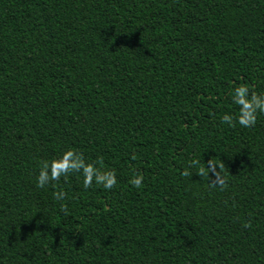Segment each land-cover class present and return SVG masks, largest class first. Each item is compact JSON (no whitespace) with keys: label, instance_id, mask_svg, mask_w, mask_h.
<instances>
[{"label":"trees","instance_id":"trees-1","mask_svg":"<svg viewBox=\"0 0 264 264\" xmlns=\"http://www.w3.org/2000/svg\"><path fill=\"white\" fill-rule=\"evenodd\" d=\"M240 84L264 92V0H0V264H264ZM53 162L83 167L36 187Z\"/></svg>","mask_w":264,"mask_h":264},{"label":"clouds","instance_id":"clouds-1","mask_svg":"<svg viewBox=\"0 0 264 264\" xmlns=\"http://www.w3.org/2000/svg\"><path fill=\"white\" fill-rule=\"evenodd\" d=\"M232 102L238 106L237 113L235 116L231 114H224L220 119L222 122L228 123L229 126L233 125V120H235L236 124L244 128L251 127L255 124L256 114L257 112L264 113V92L256 93L252 92L249 94V88L246 85L240 84L234 87L232 90ZM70 156V153L66 154ZM199 161L196 159H192L189 162L188 167H194L198 165ZM83 167L80 163H65V164H57L53 162L52 164H46L42 166L39 170L38 175L35 178L36 187L41 188L47 185L50 181H55L67 172L69 169ZM213 175V178H210V182H215L219 184L221 187L223 185V180L218 179L217 165H214L211 159L208 161L206 166ZM219 167V166H218ZM182 175L188 176L189 172L186 170L182 172ZM203 175V172H201ZM96 183L101 184L104 189H111L112 186L116 182L115 174L113 172L107 171L103 174L99 172L95 173ZM142 176L134 175L131 178V184L134 187H139L142 182ZM90 181L87 178V171H85V179H84V187H88ZM64 192L60 191L58 193H54V197L57 200H62L64 198Z\"/></svg>","mask_w":264,"mask_h":264}]
</instances>
